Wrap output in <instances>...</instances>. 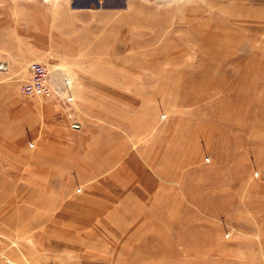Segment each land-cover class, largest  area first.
Here are the masks:
<instances>
[{
  "label": "rangeland",
  "instance_id": "1",
  "mask_svg": "<svg viewBox=\"0 0 264 264\" xmlns=\"http://www.w3.org/2000/svg\"><path fill=\"white\" fill-rule=\"evenodd\" d=\"M61 3L0 0V109L9 116L36 105L44 130L27 147L45 135L56 147L47 157L53 227L39 199L34 233L0 235L13 253L3 252L5 264H264V0H73L84 8L52 9ZM32 60L46 66L47 94L20 90ZM85 83L122 90L79 89ZM130 119L142 132L118 140L129 149L160 124L176 131L179 151L166 159L177 174L161 179L165 203L102 202L77 162L67 163L71 179L61 186L62 138L83 150L91 141L84 128L125 133ZM15 174L0 171V180ZM1 186L2 202L18 200Z\"/></svg>",
  "mask_w": 264,
  "mask_h": 264
},
{
  "label": "crops",
  "instance_id": "2",
  "mask_svg": "<svg viewBox=\"0 0 264 264\" xmlns=\"http://www.w3.org/2000/svg\"><path fill=\"white\" fill-rule=\"evenodd\" d=\"M72 1L61 0V5L66 6L53 7L52 9L76 10L84 8L81 5L72 3ZM104 8L109 9L110 7L106 6ZM70 21L71 26L78 27V18L73 17ZM41 25L43 24L41 23ZM136 88H139L136 90H151L150 88H144V85L136 86ZM79 89L122 90V88L118 87L117 83H85ZM122 95L124 100L128 102L134 100L132 99L134 97L133 94L127 92ZM0 103H5V101L1 100ZM20 107L24 109L15 111L18 114L9 116L3 115L2 112L4 110L0 109V171L10 170L19 172V175L15 174L13 179L0 180V187H2L1 183L3 181L7 183L8 187L14 188L13 193L18 195L19 200L3 202L0 200V235L34 233L30 228H33V225H37V204L39 203V199L41 202H45L46 227H53V187L55 186V180L52 174L54 169L51 163L48 162L47 157L55 153L54 149L56 147L52 141L53 137L48 135L41 138L35 146L31 148L27 147L29 143L27 138L38 136V130H42L43 127H39L38 124L36 105L30 104L28 106L24 104L23 106L20 105ZM26 107H29V109ZM152 119L153 116L148 117L143 121L142 125H146L145 127H147L152 122ZM126 121L132 124L127 126L125 133L118 130H105L103 127L97 129V126H94L93 129L91 126L84 128L83 133L85 137L91 141L87 143L83 150L72 149L70 141L67 138L65 140L62 138L63 142H61L60 151L61 165H57V170L60 171V176L62 177L57 180H61V186L69 185L71 179L67 163L77 162L79 164L77 175L82 179L94 178L92 182H89V187L93 188V190L91 189L92 191L89 189V193H92V196L99 197L102 202H108L109 204L126 202L165 203L167 201V184L161 179L177 174V163L173 161L167 162L166 159L167 155H175L179 151L180 147L177 146L175 139L176 131L167 130L165 124H160L155 130L146 132L147 141L137 148L129 149L124 144V141L123 143L122 141L118 142V140H132L140 137L139 133L142 131L135 128L134 119ZM95 138H99V140L94 141ZM38 143L41 145H38ZM107 148L109 151H107ZM7 149L10 151L9 154L5 152ZM43 154L46 155V163L38 162V156ZM146 163L151 164L153 170L144 169L143 165ZM167 163H172L174 168L167 171ZM22 195L25 198V202L21 199ZM44 195L45 200L43 199ZM62 204L63 206L66 205V208L69 205L76 208L74 205L76 203L73 201H65ZM86 206L88 213H97V208L89 205ZM77 207L81 210L78 204ZM17 208H19V211L24 208L25 211H29V214L26 216L20 213L15 215L13 211ZM79 214L81 213L79 212ZM91 217L92 215L74 219L80 223L83 219L86 220V218ZM21 228L29 230H19ZM7 249L4 242L0 240V264H5L2 259L3 252L8 251L10 255L13 254L11 250Z\"/></svg>",
  "mask_w": 264,
  "mask_h": 264
},
{
  "label": "built area",
  "instance_id": "3",
  "mask_svg": "<svg viewBox=\"0 0 264 264\" xmlns=\"http://www.w3.org/2000/svg\"><path fill=\"white\" fill-rule=\"evenodd\" d=\"M28 76L20 84V90L26 94H47L50 91L46 66L32 60L27 64Z\"/></svg>",
  "mask_w": 264,
  "mask_h": 264
}]
</instances>
